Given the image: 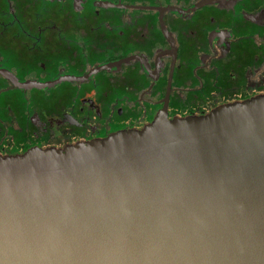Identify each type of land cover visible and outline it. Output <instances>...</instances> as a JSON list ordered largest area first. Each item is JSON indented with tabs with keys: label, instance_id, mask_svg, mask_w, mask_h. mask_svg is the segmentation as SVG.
<instances>
[{
	"label": "water",
	"instance_id": "95a60500",
	"mask_svg": "<svg viewBox=\"0 0 264 264\" xmlns=\"http://www.w3.org/2000/svg\"><path fill=\"white\" fill-rule=\"evenodd\" d=\"M0 264H264V96L0 156Z\"/></svg>",
	"mask_w": 264,
	"mask_h": 264
},
{
	"label": "flooded vegetation",
	"instance_id": "af4514ba",
	"mask_svg": "<svg viewBox=\"0 0 264 264\" xmlns=\"http://www.w3.org/2000/svg\"><path fill=\"white\" fill-rule=\"evenodd\" d=\"M264 96V0H0V156Z\"/></svg>",
	"mask_w": 264,
	"mask_h": 264
}]
</instances>
